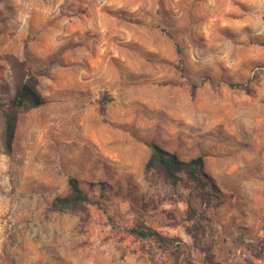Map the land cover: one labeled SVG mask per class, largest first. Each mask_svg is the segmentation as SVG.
<instances>
[{"label": "rangeland", "instance_id": "1", "mask_svg": "<svg viewBox=\"0 0 264 264\" xmlns=\"http://www.w3.org/2000/svg\"><path fill=\"white\" fill-rule=\"evenodd\" d=\"M10 56L46 103L0 152V264H264V0H0L1 103ZM150 140L219 199L145 176ZM70 177L96 203L52 210Z\"/></svg>", "mask_w": 264, "mask_h": 264}, {"label": "trees", "instance_id": "2", "mask_svg": "<svg viewBox=\"0 0 264 264\" xmlns=\"http://www.w3.org/2000/svg\"><path fill=\"white\" fill-rule=\"evenodd\" d=\"M178 54L180 51H177ZM11 67L16 78V89L14 95L6 103L0 102V152L10 156L13 152V141L15 137L18 115L21 111L37 108L46 103V99L37 90V79L29 72L24 62L14 56L9 57ZM25 71V72H24ZM25 73V74H24ZM26 76V78L24 77ZM240 87V84H232ZM100 112L105 110L104 101H100ZM150 155L144 164V174L150 172L164 178L173 187L178 186L185 175L191 182L198 186L207 188L206 196L219 199V190L214 180L204 171L203 156L199 155L187 161L179 159L174 152L167 151L153 140L144 142ZM102 189L108 187L105 182L98 183ZM68 192L65 195L56 196L50 202V208L57 212L77 213L83 211L85 204H95L81 187V181L70 177L67 180ZM109 188V187H108ZM140 238L152 239L164 245L165 238L156 230L145 226H138L131 230Z\"/></svg>", "mask_w": 264, "mask_h": 264}]
</instances>
